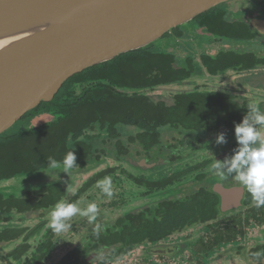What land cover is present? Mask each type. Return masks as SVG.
Masks as SVG:
<instances>
[{
    "label": "trees",
    "instance_id": "obj_1",
    "mask_svg": "<svg viewBox=\"0 0 264 264\" xmlns=\"http://www.w3.org/2000/svg\"><path fill=\"white\" fill-rule=\"evenodd\" d=\"M225 14L218 6L201 13L193 22L219 38L244 41L256 37L247 23L228 20ZM171 34L181 38L183 30L177 27L162 38ZM261 61L257 54L235 50L201 57L202 67L210 75L228 68L256 67ZM195 69L192 56L180 61L172 52L156 51L150 45L71 76L51 101L41 102L19 119L46 116L45 120L27 129L0 134V180L46 169L50 158L62 165L69 152L75 153L80 168L110 158L132 160L134 154L147 155L149 159L151 148L166 154L155 160L170 162L177 158L176 149L203 143L221 132L234 135L236 125L248 114V105L238 102L235 96L195 88L181 90L166 100L147 92L183 84L195 76ZM162 128L167 131L163 136ZM238 148L236 140L230 144L228 154L233 156ZM212 162L213 159H205L168 177L162 175L155 182L140 179L142 187L161 190L184 176L194 175L199 186L186 196L159 200L117 216L109 225L93 229L81 246L74 245L78 247L68 250L59 260L51 257L59 233L51 230L44 216L65 196L63 186L46 184L22 196L0 193V247L13 245L0 254V264H24V259L25 264H110L140 246L156 244L197 225H206L210 232L193 240L190 246L187 242L189 259L196 264L226 246L232 245L236 250L251 224L264 225V206L257 208L245 190L244 211L218 220L224 215L219 196L212 190V178L211 182H204L207 175L203 171ZM111 171L112 168L102 169L89 177L68 203L77 204L91 185ZM124 173L137 182L136 177ZM30 214H37L39 219L31 227L21 223V216ZM90 254L95 255L88 261ZM248 256L252 264H264V244L252 247Z\"/></svg>",
    "mask_w": 264,
    "mask_h": 264
},
{
    "label": "rangeland",
    "instance_id": "obj_2",
    "mask_svg": "<svg viewBox=\"0 0 264 264\" xmlns=\"http://www.w3.org/2000/svg\"><path fill=\"white\" fill-rule=\"evenodd\" d=\"M221 6L227 9L226 12L231 14L228 16L232 19L247 20L248 17H251L250 15L257 13L260 9H262L260 13H264V0H230ZM181 29L184 34L181 38H176L171 34L153 43L152 48L156 51L172 52L180 61L188 56H192L194 64L197 65V69H195L194 72L195 76L180 85L156 87L147 91L150 95L163 97L167 100L172 97L173 94L181 90L189 91L195 88H203L205 90L229 91L230 93L243 95L256 104H264V89L254 88L255 86L260 87L264 80L260 81V78L254 76L250 77L249 75H246V77L238 76L237 73L232 72H225L224 74L211 77L204 73V68L200 65L199 59L203 54H214L221 48L226 47L236 48L240 43L214 40L213 37L204 33L202 30L194 28L192 22L181 26ZM242 43V47L250 48L264 54V41L254 42L253 44ZM241 77L248 79L246 80L247 85L244 86L245 88L239 87L242 81ZM252 84L254 87L248 86ZM46 118V116H40L18 120L6 131V133L10 134L27 129ZM166 132L164 128L161 129L162 136ZM216 139V136H212L203 143H191L184 149H176L177 158L175 160L160 162L157 166L145 167L137 164L134 159L118 161L110 158L82 168L76 167L69 173H66L62 171L63 165L57 164V175L53 174L52 179L46 174L50 172V167H48L33 173L19 174L8 179L0 180V193L4 195L22 196L28 190L37 189L46 184L58 183L65 189V196L58 203H68L89 177L102 169L112 168L113 171L97 181V183H94V185H91L76 204L79 208L86 209L89 204L95 203L98 209L95 219L77 214L67 222L69 227L64 232L58 234L57 247L51 257L55 260H59L68 250L81 246L85 241L84 238H86L93 229L97 228L98 225L99 228H102L103 226L109 225L119 215L129 211H138V209H143L159 200L186 196L188 193L193 192L197 188L196 186H199V184L195 183L194 175H187L174 185L165 189L149 190L137 184V182L130 180L124 172L136 178L143 177L145 180L156 181V179H160L162 175L168 177L174 172L182 171L193 164L200 163L210 158L213 159V162L203 171L207 175L204 182H211V178L213 180L212 183H232L236 181L234 177L224 180L219 179V177L213 173L212 165L216 160L223 162L232 157L228 155L227 150L229 145L236 141L237 138L235 134H229L226 136V143L223 144H217ZM113 168H115V170ZM107 180L111 181V196L106 195L98 187L99 184ZM243 211L244 209L241 207L229 212H224V215H220L218 220L234 217L236 214L242 213ZM51 213L52 212L47 213L46 216H44L49 222L48 225L50 224ZM21 217L23 218L21 223L30 227L34 226L39 220L37 214L26 215V217L22 215ZM209 232L210 228H207L206 225H197L156 244L140 246L131 253L120 257L110 264H196L195 260L189 259L190 250L188 248L185 249L187 242L190 246L193 240L199 237H205ZM37 238L39 237L35 239ZM31 243L33 244L34 241ZM78 243H80L78 246H74ZM258 244H264V225L257 226L251 224V226L248 227L246 235L242 237L239 244L236 245V250L232 245H229V247L226 246L219 251H214L208 258L203 259L201 263L197 261V264H252V260L249 258L248 254L250 249ZM12 246L11 244L0 247V254H4ZM238 246H241V248L238 249ZM237 251L241 254L239 255ZM25 260L26 259H24V264Z\"/></svg>",
    "mask_w": 264,
    "mask_h": 264
},
{
    "label": "water",
    "instance_id": "obj_3",
    "mask_svg": "<svg viewBox=\"0 0 264 264\" xmlns=\"http://www.w3.org/2000/svg\"><path fill=\"white\" fill-rule=\"evenodd\" d=\"M228 1L0 0V41L8 40L0 46V134L41 102L51 101L71 76L147 48ZM248 21L264 35V18ZM212 190L222 212L242 206L245 189L240 185L216 182Z\"/></svg>",
    "mask_w": 264,
    "mask_h": 264
},
{
    "label": "clouds",
    "instance_id": "obj_4",
    "mask_svg": "<svg viewBox=\"0 0 264 264\" xmlns=\"http://www.w3.org/2000/svg\"><path fill=\"white\" fill-rule=\"evenodd\" d=\"M247 113L235 127L239 148L229 160L223 162L216 160L212 169L221 180L234 177L238 184L250 194L254 205L259 208L264 206V111L259 104L251 103L247 106ZM216 142L217 144L226 143L223 132L217 136ZM49 165L50 172L46 174L52 179L53 174L57 175V163L50 158ZM62 165V171L66 173L76 168L75 153H67ZM110 186V180L98 185L108 196L112 195ZM97 210L95 203L89 204L86 209H81L74 203H58L51 213L49 227L55 233L64 232L69 227L67 222L70 218L79 214L95 219ZM97 228L99 229V225Z\"/></svg>",
    "mask_w": 264,
    "mask_h": 264
},
{
    "label": "flooded vegetation",
    "instance_id": "obj_5",
    "mask_svg": "<svg viewBox=\"0 0 264 264\" xmlns=\"http://www.w3.org/2000/svg\"><path fill=\"white\" fill-rule=\"evenodd\" d=\"M221 7V9H223V10H225V12H226V8H223L222 6H220ZM262 8V7H261ZM262 9H260L257 13H253L252 15H250L251 17H248L247 18V20H245V19H241L242 21H244L245 23H247L250 27H251V25L249 24V21H248V19L249 18H252V17H259V18H264V13H260V12H262L261 11ZM228 15H231L229 12H227V14H225V16L224 17H226V19H228V20H230V19H232V18H230ZM236 20H240V19H236ZM240 20V21H241ZM190 22H192L193 24H194V28H196V29H200V30H202L204 33H206V34H208L209 36H211V37H213V39L214 40H217V41H226V42H234V43H240V45L239 46H237L236 48H230V47H226V48H221L220 50H235V51H240V52H242V51H248L249 53H253V54H257V55H259L260 57H261V60L263 61H261L262 63L260 64V65H258V66H256V67H251V68H247V69H241V70H237V69H232V68H228V69H226V70H223V71H221L219 74H217V75H220V74H224L225 72H232V73H237V75L239 76H243V77H246V75H249L250 77H257V78H260V81L261 80H264V54L263 53H260V52H258V51H255V50H252V49H250V48H244V47H242V45H243V43L242 42H245V43H254V42H258V41H260V42H262V41H264V35H261V34H259L254 28H252L255 32H256V37L254 38V39H249V40H244V41H238V40H229V39H224V38H219V37H216V36H214V35H212L211 33H209L208 31H206V28L205 27H202V26H197L194 22H193V20L192 21H190ZM174 35V34H173ZM182 36H184V34L182 35ZM242 44V45H241ZM234 45H236V44H234ZM244 45H246V44H244ZM247 46V45H246ZM220 50H218L217 52H219ZM216 52V53H217ZM216 53H214V54H216ZM214 54H203V55H214ZM202 55V56H203ZM202 56H200V65H201V67H202V64H201V57ZM202 68H204V67H202ZM203 72V71H202ZM204 73L206 74V75H208V76H211V77H215V76H217V75H210V74H208L207 73V71H205V69H204ZM243 77H241V82H240V84H239V87H241V88H245L244 86L245 85H247L246 84V80H248L247 78H243ZM186 82V81H185ZM248 86H250V87H254V85L252 84V85H248ZM254 88H259V89H264V82H263V84L262 85H260V87H258V86H255ZM199 90H205V89H200L199 88ZM207 90V89H206ZM190 91V90H189ZM207 91H214V90H207ZM215 91H218V92H225V93H227V94H229V95H232V96H235L236 98H237V100H238V102H243V103H245V105H249V104H251V103H254L253 101H251V100H249V99H247L245 96H243V95H239V94H236V93H230L229 91L227 92V91H221V90H215ZM260 105V107H261V110L262 111H264V104L263 103H261V104H259ZM232 144V143H231ZM230 146V145H229ZM139 150V149H138ZM135 152H137V151H135ZM144 153V152H143ZM150 153H152V155H150V157H149V159H148V157H147V155H139V156H137V154H134L133 155V157H132V159H134L135 161H136V163L137 164H139V165H143V166H145V167H149V166H157V165H159L160 164V162H165V161H157V160H155L154 158L155 157H160V158H165L166 157V154L164 153V151L162 152V153H158L157 152V150H155V149H153V148H151L150 149ZM227 153H228V151H227ZM229 155V154H228ZM230 156V155H229ZM141 160H144V162H143V164L142 163H139V162H141ZM162 178V177H161ZM183 178V177H182ZM181 178V179H182ZM143 180V181H146L143 177L142 178H137V184H140L141 186H144V185H142L140 182H139V180ZM160 179L158 178V179H156V181H159ZM152 181V180H151ZM153 182H155V181H153ZM214 183H216V182H214ZM220 183H222V182H220ZM159 184V186H160V183H158ZM175 184V183H174ZM222 184H224L225 186H232V185H239L238 184V182L237 181H233L232 183H222ZM246 190V189H245ZM244 195H245V192H244ZM243 200H244V197H243ZM243 200H242V206H243ZM220 201V200H219ZM241 206V207H242ZM240 207V208H241ZM239 209V208H238ZM235 210V209H234ZM231 211V210H230ZM227 212V211H226ZM229 212V211H228Z\"/></svg>",
    "mask_w": 264,
    "mask_h": 264
},
{
    "label": "bare ground",
    "instance_id": "obj_6",
    "mask_svg": "<svg viewBox=\"0 0 264 264\" xmlns=\"http://www.w3.org/2000/svg\"><path fill=\"white\" fill-rule=\"evenodd\" d=\"M6 42H8V40H3V41H0V46H3V45H5L6 44Z\"/></svg>",
    "mask_w": 264,
    "mask_h": 264
}]
</instances>
